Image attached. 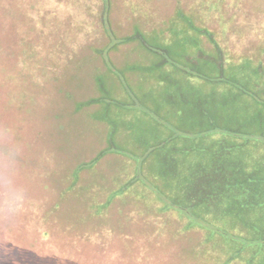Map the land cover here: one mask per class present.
Wrapping results in <instances>:
<instances>
[{"label": "rangeland", "instance_id": "obj_1", "mask_svg": "<svg viewBox=\"0 0 264 264\" xmlns=\"http://www.w3.org/2000/svg\"><path fill=\"white\" fill-rule=\"evenodd\" d=\"M109 2L101 27V0H0V264H264L259 238L245 246L232 227L203 230L212 224L171 201L186 187L178 179L192 177L176 172L194 173L200 160L212 167L218 154L229 155L226 137L187 141L173 169L142 148L156 134L191 139L160 95L177 90L166 76L220 96L230 114L233 106L264 114V0ZM106 29L114 67L103 59L109 69L99 71L91 49ZM186 48L196 54L192 65L180 52ZM219 55L222 74L211 63ZM194 67L207 74L199 78ZM112 75L124 92L108 86ZM127 92L135 105L126 112ZM95 97L113 103L89 106L90 119L76 110ZM230 122L221 120L235 130ZM105 137L116 151L94 161ZM140 156L144 175L134 178ZM8 190L23 197L12 216L4 211Z\"/></svg>", "mask_w": 264, "mask_h": 264}, {"label": "trees", "instance_id": "obj_2", "mask_svg": "<svg viewBox=\"0 0 264 264\" xmlns=\"http://www.w3.org/2000/svg\"><path fill=\"white\" fill-rule=\"evenodd\" d=\"M101 3V27H103V25L105 26L104 23L106 21L105 15L108 18L110 2L109 0H101ZM101 38V45H97L96 47L93 46L91 49L93 52L92 54L97 56V59L99 60V63L96 65L100 66L101 64L100 69L96 68L99 71L102 69H109L103 68V59H106V62L111 69L114 67L110 56V60L107 56V52L112 43L111 40H113V34L109 29H106L101 34ZM117 40L118 39L115 37L114 41L117 42ZM150 49L151 52H162L159 49ZM164 50L168 52L166 49ZM101 54L104 55L103 58L101 57ZM171 57L172 59H175V57ZM107 60H109V62ZM163 62L164 64H168L167 61ZM211 63L214 65L216 64V68H218L220 74H222L223 60L221 56L216 61H211ZM194 71L195 75L199 78H202V76L204 77V74H207L206 72L201 73L200 68H195V70L190 71V73H193ZM208 73L211 74L212 72ZM171 78L172 76L165 77L166 80L176 84L177 90L171 95H160L164 101L174 105V107L170 109V112H172L171 115L176 116L178 119L177 121L181 122L176 124L180 131L187 129L188 125V129L186 131H189V133L185 134V132H183L182 134L189 135L191 139L179 135L177 140H174L168 136L166 137V135L161 136L156 134L158 137H154L152 139L156 140L155 142L151 144L145 143L142 146V148L147 147V151L144 155H150L157 159L160 158L161 161L159 163L168 164L173 169V167L177 168L182 166L181 164H183V162L181 161V152L183 147L185 148L184 144L187 143V141L192 142V140L197 138L204 139L205 137H209V135H216L217 133L220 134L218 136H220L221 139L226 137L228 140L227 144L230 147V151L228 153L229 155L226 157L224 156L223 158L222 155L218 154L212 167H210L207 162L203 164L200 160L196 163L198 169H195L194 173L182 171H179V173L176 172V174H179L180 177H185L183 176V173L192 177L188 180L186 178H183V180H181L182 178L178 179L181 184L185 183L186 187H184L185 190L180 189L179 192H177L176 197L171 199V201L177 206L174 207L177 210H180L181 213L191 216L193 213L198 214L201 216L200 221L202 224H204L205 221L212 224V226L206 224L207 227L203 228V230L222 233V231H227L226 229L232 227L237 230V239H240L243 243H245V246H252L254 242L253 239L259 238L261 246L259 248L258 255L260 257H264V114H261L262 112L260 113L259 110L256 111L257 113L255 112V115L248 113L240 114L237 106H233L231 108L232 111L230 114L225 111L226 106L220 96L214 97L213 93H207L206 88L202 86L193 88V85L190 82L178 84ZM92 81L94 84L95 81L97 82L96 78ZM111 81L112 82H110L108 86L112 87L113 90L119 88L122 92H124L122 88L123 84L121 85V83H118L115 76L111 78ZM252 81H254V79H252ZM168 85H170V83H168ZM185 85L190 86L191 88L186 91L183 87ZM98 94H100V92ZM127 95V103L122 104L123 110L126 112L128 109H133V106L135 105V99L132 97L131 92H127ZM111 97L115 99V96L112 95ZM253 97V99L256 98L255 95H253ZM217 98H220V100ZM256 99L255 101H257ZM110 102L107 99L101 101L96 98L94 101L85 102L84 104L80 103L81 105L78 104L76 110L81 111L83 109L87 118L90 119L93 116L91 113L90 116L88 115L87 108L89 106L96 103H104L107 106L113 103V101ZM128 102H131V104ZM115 103H117L116 100H114V104ZM211 104L213 106H217L213 112V106H211ZM223 117L230 118V124L235 125V130H231V126L230 130L222 126L221 120ZM152 129L158 130L156 126L154 128L152 126ZM179 129L174 128V131L180 132ZM166 133L167 131H165V134ZM235 135H239V139L233 138ZM240 135L246 136L242 139L240 138ZM142 137L143 135H140L139 139ZM105 138H107V149L101 151L99 155H97V158L93 159L94 161L102 155L109 153L111 150L116 151V144H114L115 141H113L110 137ZM214 138L217 139L215 136ZM217 144H220V140ZM164 145L169 146V152L167 154L161 150L165 148ZM258 145L262 147L259 153L256 152L257 148H259ZM156 149L159 151L152 153L148 152V150ZM139 158L138 164H135L134 162V164L132 163L131 165L132 172L135 173L134 178H137L138 175L141 176V174L144 175L145 158L144 156H140ZM190 158L192 159V162L196 161L194 152H192V156ZM202 158L203 157H199V159ZM168 187L170 189L173 188L172 178H169ZM211 208H214L215 210ZM214 211H216V215L213 214ZM209 213L210 215L212 214V217H216L217 220L214 221L213 219L215 218L206 217V214ZM226 215L228 216L227 218H225Z\"/></svg>", "mask_w": 264, "mask_h": 264}, {"label": "clouds", "instance_id": "obj_3", "mask_svg": "<svg viewBox=\"0 0 264 264\" xmlns=\"http://www.w3.org/2000/svg\"><path fill=\"white\" fill-rule=\"evenodd\" d=\"M23 197L18 196L14 191L5 192L4 211L8 216H12L19 211Z\"/></svg>", "mask_w": 264, "mask_h": 264}, {"label": "crops", "instance_id": "obj_4", "mask_svg": "<svg viewBox=\"0 0 264 264\" xmlns=\"http://www.w3.org/2000/svg\"><path fill=\"white\" fill-rule=\"evenodd\" d=\"M180 52L183 53L184 57L188 58L190 65L194 64L193 61H194V56H196V54L190 53L189 51H187V48H186V50L182 49Z\"/></svg>", "mask_w": 264, "mask_h": 264}]
</instances>
